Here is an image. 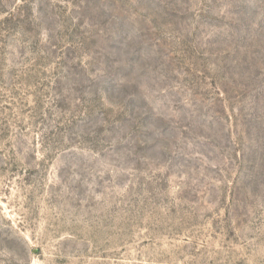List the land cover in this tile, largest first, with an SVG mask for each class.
<instances>
[{
    "label": "rangeland",
    "instance_id": "374dc122",
    "mask_svg": "<svg viewBox=\"0 0 264 264\" xmlns=\"http://www.w3.org/2000/svg\"><path fill=\"white\" fill-rule=\"evenodd\" d=\"M0 264H264V0H0Z\"/></svg>",
    "mask_w": 264,
    "mask_h": 264
}]
</instances>
